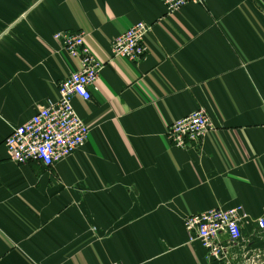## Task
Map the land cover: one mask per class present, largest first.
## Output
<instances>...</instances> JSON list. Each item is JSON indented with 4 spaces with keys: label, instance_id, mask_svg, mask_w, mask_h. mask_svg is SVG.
<instances>
[{
    "label": "crops",
    "instance_id": "0c3cea01",
    "mask_svg": "<svg viewBox=\"0 0 264 264\" xmlns=\"http://www.w3.org/2000/svg\"><path fill=\"white\" fill-rule=\"evenodd\" d=\"M151 26L137 61L111 40ZM85 33L103 62L72 104L89 131L52 165L18 163L12 128L58 98L80 66L54 38ZM202 109L212 128L178 148L166 127ZM242 205L241 237L215 260L187 214ZM264 0H0V264H264Z\"/></svg>",
    "mask_w": 264,
    "mask_h": 264
},
{
    "label": "built area",
    "instance_id": "2783aa9c",
    "mask_svg": "<svg viewBox=\"0 0 264 264\" xmlns=\"http://www.w3.org/2000/svg\"><path fill=\"white\" fill-rule=\"evenodd\" d=\"M192 1L204 0H161L168 12H173ZM151 26L137 21L111 40V54L131 61L142 58L147 51L144 38ZM58 40L67 53L78 57L80 66L58 84V98L40 107L23 124L12 128L4 144L11 160L24 163L30 160L52 165L82 146L89 131L87 124L75 111L72 98L83 100L91 97L90 87L98 78L103 62L98 60L85 43V33L56 31ZM212 128L211 121L202 109H197L170 122L166 136L171 145L185 148L201 139ZM247 212L242 205L227 209L213 207L196 214H187L183 226L189 240H197L206 249L207 256L215 260L226 257V247L220 242L219 234L225 233L232 241L241 237V227ZM264 234V216L255 220Z\"/></svg>",
    "mask_w": 264,
    "mask_h": 264
}]
</instances>
